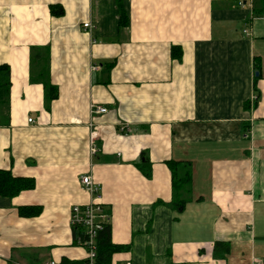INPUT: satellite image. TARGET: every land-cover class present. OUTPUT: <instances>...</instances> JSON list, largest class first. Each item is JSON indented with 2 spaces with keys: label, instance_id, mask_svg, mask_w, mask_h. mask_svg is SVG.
Returning a JSON list of instances; mask_svg holds the SVG:
<instances>
[{
  "label": "crops",
  "instance_id": "obj_1",
  "mask_svg": "<svg viewBox=\"0 0 264 264\" xmlns=\"http://www.w3.org/2000/svg\"><path fill=\"white\" fill-rule=\"evenodd\" d=\"M33 47L50 51L48 109ZM2 64L0 170L35 188L0 197V264L83 259L71 208L94 200L127 248L111 264L264 261V0H0ZM170 161L192 166L183 212L170 206ZM36 206L40 216H20ZM217 244L230 252L215 256Z\"/></svg>",
  "mask_w": 264,
  "mask_h": 264
},
{
  "label": "trees",
  "instance_id": "obj_2",
  "mask_svg": "<svg viewBox=\"0 0 264 264\" xmlns=\"http://www.w3.org/2000/svg\"><path fill=\"white\" fill-rule=\"evenodd\" d=\"M51 13L54 17L63 16L64 12L60 7H52ZM127 25V21L125 20ZM173 58L180 59L181 54L174 55ZM31 62L39 68L35 75L36 81L43 84L45 89V109H48V104L58 96V90L52 85L49 75L50 51L45 47L31 48ZM31 63V64H32ZM112 66V65H111ZM11 97V69L8 65H0V111H8L10 108ZM47 107V108H46ZM172 174V189L173 198L171 208L179 212H183L188 203L191 182H192V166L187 162L170 161L167 163ZM138 168L148 179L151 178V169L147 163H140ZM35 188V181L30 178L14 177L10 171L0 170V197L14 199L24 191H30ZM103 213L106 215L104 227L98 231L95 238L96 260L95 264H111L115 254L120 253L127 248L124 246H116L111 238V213L104 204L101 205ZM21 217L33 218L38 217L42 213V207H21L19 209ZM73 242L72 246L80 248L79 241H86V228L83 226H73L72 228ZM230 252V248L224 244H217L215 248V256L223 257ZM67 262L68 260H62Z\"/></svg>",
  "mask_w": 264,
  "mask_h": 264
},
{
  "label": "built area",
  "instance_id": "obj_3",
  "mask_svg": "<svg viewBox=\"0 0 264 264\" xmlns=\"http://www.w3.org/2000/svg\"><path fill=\"white\" fill-rule=\"evenodd\" d=\"M85 29H91V24H84ZM107 110L105 108L99 106H91V114H102L106 113ZM29 124H34L33 119H28ZM90 152L91 156H95L98 153L97 141H98V133L97 130L91 133L90 138ZM81 185L83 189L92 196H100V187L94 183L91 175H84L81 177ZM106 215L103 213L101 209V204H96L95 200L88 205H74L71 208V216H70V226H84L86 228V236L88 239L86 241H79V246L81 249L85 251V257L80 260H71V261H62L51 259L43 264H95L96 260V246H95V238L97 236L98 231L102 230L104 227L103 223L105 222ZM253 264H264L263 260L255 259L253 260Z\"/></svg>",
  "mask_w": 264,
  "mask_h": 264
},
{
  "label": "water",
  "instance_id": "obj_4",
  "mask_svg": "<svg viewBox=\"0 0 264 264\" xmlns=\"http://www.w3.org/2000/svg\"><path fill=\"white\" fill-rule=\"evenodd\" d=\"M256 76H258V74L256 73ZM142 161H143V159H142Z\"/></svg>",
  "mask_w": 264,
  "mask_h": 264
},
{
  "label": "rangeland",
  "instance_id": "obj_5",
  "mask_svg": "<svg viewBox=\"0 0 264 264\" xmlns=\"http://www.w3.org/2000/svg\"><path fill=\"white\" fill-rule=\"evenodd\" d=\"M56 260V259H55Z\"/></svg>",
  "mask_w": 264,
  "mask_h": 264
}]
</instances>
